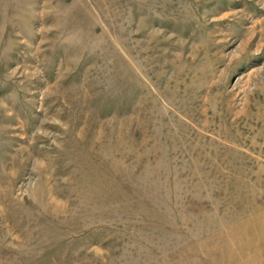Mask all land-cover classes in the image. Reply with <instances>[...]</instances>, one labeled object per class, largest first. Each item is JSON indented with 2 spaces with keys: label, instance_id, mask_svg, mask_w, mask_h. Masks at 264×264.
<instances>
[{
  "label": "rangeland",
  "instance_id": "obj_1",
  "mask_svg": "<svg viewBox=\"0 0 264 264\" xmlns=\"http://www.w3.org/2000/svg\"><path fill=\"white\" fill-rule=\"evenodd\" d=\"M0 264H264V0H0Z\"/></svg>",
  "mask_w": 264,
  "mask_h": 264
}]
</instances>
